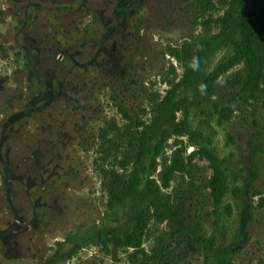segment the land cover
<instances>
[{
    "label": "rangeland",
    "instance_id": "obj_1",
    "mask_svg": "<svg viewBox=\"0 0 264 264\" xmlns=\"http://www.w3.org/2000/svg\"><path fill=\"white\" fill-rule=\"evenodd\" d=\"M210 1L0 0V232L15 226L0 264H264V78L226 125L213 113L240 90L244 63L192 115L243 197L230 189L219 218L215 163L173 134L153 173L173 218L153 220L139 248L102 238L134 224L108 219L109 202L185 73L173 50L205 49L234 0ZM177 159L187 170L167 183Z\"/></svg>",
    "mask_w": 264,
    "mask_h": 264
},
{
    "label": "trees",
    "instance_id": "obj_2",
    "mask_svg": "<svg viewBox=\"0 0 264 264\" xmlns=\"http://www.w3.org/2000/svg\"><path fill=\"white\" fill-rule=\"evenodd\" d=\"M199 2L215 7L210 0ZM222 25V30L211 37L205 49L194 52L184 45L173 50L180 60L186 62L185 73L167 93L153 123L141 131L129 182L112 190L107 218L116 224L122 222L125 216H130L134 223L124 233L120 229L103 233L102 238L112 240L116 246L139 248L153 220L165 222L173 218V209L165 198L162 186L153 178L162 150L173 134L189 135L215 163L212 186L217 202L215 214L219 218L223 209L231 211L232 205L225 204L230 189L237 198L244 195L243 188L232 183L236 176L234 172L224 167L216 152L210 148L212 139L204 125L194 127L192 115L199 107L196 103L202 104V98L215 96L221 77L240 64L246 65L247 75L241 77V88L233 98L227 103L214 104L213 113L218 123L226 125L233 116L235 105L250 101L261 91L264 78V0H234ZM220 50L224 54L213 62ZM179 112L184 114L182 120H178ZM175 170L186 171L185 161H175L167 173V183ZM222 264L228 263L224 261Z\"/></svg>",
    "mask_w": 264,
    "mask_h": 264
},
{
    "label": "flooded vegetation",
    "instance_id": "obj_3",
    "mask_svg": "<svg viewBox=\"0 0 264 264\" xmlns=\"http://www.w3.org/2000/svg\"><path fill=\"white\" fill-rule=\"evenodd\" d=\"M13 228H15V226L10 227L9 229H7L6 231L0 232V236L4 235L5 233H7V235L9 236L13 230Z\"/></svg>",
    "mask_w": 264,
    "mask_h": 264
}]
</instances>
